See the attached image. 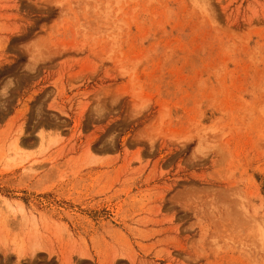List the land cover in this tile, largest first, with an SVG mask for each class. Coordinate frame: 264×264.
Instances as JSON below:
<instances>
[{
    "label": "rangeland",
    "instance_id": "rangeland-1",
    "mask_svg": "<svg viewBox=\"0 0 264 264\" xmlns=\"http://www.w3.org/2000/svg\"><path fill=\"white\" fill-rule=\"evenodd\" d=\"M0 264H264V0H0Z\"/></svg>",
    "mask_w": 264,
    "mask_h": 264
}]
</instances>
